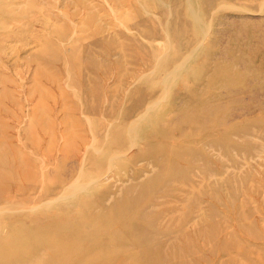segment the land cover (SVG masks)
Masks as SVG:
<instances>
[{"label": "rangeland", "instance_id": "374dc122", "mask_svg": "<svg viewBox=\"0 0 264 264\" xmlns=\"http://www.w3.org/2000/svg\"><path fill=\"white\" fill-rule=\"evenodd\" d=\"M0 181V264H264V0H0Z\"/></svg>", "mask_w": 264, "mask_h": 264}, {"label": "bare ground", "instance_id": "6f19581e", "mask_svg": "<svg viewBox=\"0 0 264 264\" xmlns=\"http://www.w3.org/2000/svg\"><path fill=\"white\" fill-rule=\"evenodd\" d=\"M139 106V105H138ZM138 108V107H137ZM166 134H167V137H166V139L167 138H169V136H168V134H169V132L167 133L166 132ZM24 159V162L23 163H21V162H16V165H17V167H18V174H19V179H26V178H32V175H30L28 172H27V170H26V166H29L30 164H27V160H26V158H23ZM30 168V167H29ZM25 175H27V177H25ZM5 182L7 183V181H0V186L2 187V189L4 190V193H6L7 195H9V194H11L12 193V191H14V193H16V192H18V191H22V188L20 187H14V185H12V186H9L8 185V183L7 184H5ZM85 186V185H84ZM89 238L90 237H86V236H84V238L83 237H81V242L84 244H88L89 242H90V240H89ZM77 246V245H76ZM63 248V252H62V255H68V254H71V252H73V250L72 249H70L69 247H62ZM79 248V247H78ZM6 252V251H5ZM78 251L76 250L75 251V253H77ZM86 253V252H85ZM85 253H83L84 254V256H82V254H81V258L82 259H88V260H90L91 261V263L90 264H94L96 261H97V259L96 260H91V259H94V258H92L91 257V254H93V253H88V254H86L85 255ZM6 254V260L7 259H12V257L14 256V253H13V255H11L12 253L11 252H6L5 253ZM19 257L20 256H17V258H15L16 260V263H18V264H21V260L19 259ZM87 261V260H86ZM87 263V262H86ZM166 263V262H165Z\"/></svg>", "mask_w": 264, "mask_h": 264}]
</instances>
